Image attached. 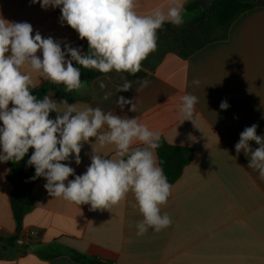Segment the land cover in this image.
Listing matches in <instances>:
<instances>
[{
    "label": "crops",
    "instance_id": "0c3cea01",
    "mask_svg": "<svg viewBox=\"0 0 264 264\" xmlns=\"http://www.w3.org/2000/svg\"><path fill=\"white\" fill-rule=\"evenodd\" d=\"M195 1L183 0L185 23H165L174 30L168 35L179 33L182 40L188 34L191 38L196 33L191 28L207 21L209 16L200 15L204 0L200 8L187 9ZM168 3L137 0V11L147 14ZM60 17V8L45 10L32 0H0V18L28 22L33 36L38 31L43 38L60 42L62 49L70 44L83 53L87 40H81ZM157 36L166 38L167 33ZM184 40L171 47L158 43L135 76L112 71L84 84L79 92L69 93L64 87L47 92L60 111L65 108L64 100L79 109L100 107L136 118L167 143L193 150L191 162L171 184L168 202L161 206V214L172 218L171 226L160 232L149 228L145 235L137 236L136 226L143 216L131 193L110 209L93 210L88 204L50 196L44 187L46 179H33L34 172L28 194L31 209L19 229L11 204L14 186L8 180V163L0 162V264H79L70 250L104 264H264V181L248 167L250 156L235 150L246 127L256 124L257 135L264 136V0L241 13L224 38L207 39L186 50L180 48L188 39ZM30 74L35 85L32 91L49 82L35 72ZM141 79L150 84L137 91ZM194 79L200 81L199 86L193 85ZM98 80L107 84L105 91L115 92L126 80L133 88L104 100ZM185 93L199 99L192 120H184L177 110ZM119 96L133 100L136 112L129 111L131 105L123 110L117 107ZM225 100L229 107L222 110L220 104ZM56 115L51 112L50 118ZM249 144L252 149L259 147L255 141ZM93 151L105 158L115 154L113 146L101 148L90 138L82 145L79 165L74 154L62 163L74 168L75 175H82L91 164ZM28 234L27 244H17L20 235Z\"/></svg>",
    "mask_w": 264,
    "mask_h": 264
},
{
    "label": "clouds",
    "instance_id": "9594fccd",
    "mask_svg": "<svg viewBox=\"0 0 264 264\" xmlns=\"http://www.w3.org/2000/svg\"><path fill=\"white\" fill-rule=\"evenodd\" d=\"M32 3H39L45 10L60 8L61 21L75 30L81 40H87L88 52L82 54L80 48L70 44H64L62 49L61 43L52 37L43 38L38 31L33 36L30 23L0 18V162H19L32 149L28 164L35 168L33 179L45 178L44 187L50 196L77 205L88 204L96 210L110 209L131 193L136 201L134 206L143 216L136 226L137 236L145 235L149 228L160 232L170 227L172 218L167 213L161 214L172 185L154 151L159 147V132L136 118L106 112L100 107L79 109L67 100L62 102L65 108L60 111L51 96L38 99L33 94L35 85L30 73L63 84L69 93L79 92L84 86L80 68L73 62L105 75L115 71L135 76L142 70V62L157 49V33L164 24L185 23L183 0H169L166 8L156 6L147 14L137 11V0H32ZM97 83L105 92L104 100L133 88L127 80L115 92L105 91L104 80ZM137 83L136 90L140 91L150 81L141 79ZM192 83L199 86L200 81L194 79ZM198 102L197 96L185 93L177 105L178 113L184 120H192ZM115 104L121 110L126 105H131L130 112L137 110V104L123 96ZM228 107L226 100L221 102L222 110ZM51 112L57 113L55 119L50 118ZM257 127L253 124L240 133L235 150L237 154L243 151L250 156L248 167L264 181V136L257 135ZM90 138L101 148L113 146L115 154L105 158L93 151L86 172L75 175L74 168L62 162L74 154L79 165L82 145L90 142ZM250 141L259 147L252 149ZM73 175L75 178L69 180Z\"/></svg>",
    "mask_w": 264,
    "mask_h": 264
},
{
    "label": "trees",
    "instance_id": "16d2710c",
    "mask_svg": "<svg viewBox=\"0 0 264 264\" xmlns=\"http://www.w3.org/2000/svg\"><path fill=\"white\" fill-rule=\"evenodd\" d=\"M203 5L201 0H197L194 3L187 6L189 10H195ZM256 6L255 0H213L210 6L209 13L216 26L221 30L220 37H225L227 30L233 21L243 12L252 9ZM173 32L172 25L164 24V26L158 31L157 35H166ZM190 35L187 34L184 39H189ZM184 39H176V42H184ZM178 40V41H177ZM195 49L189 50L183 55L190 54ZM88 52V45L83 47V53ZM74 66L80 68L81 80L83 84H89L93 79L98 76L103 75L97 70L85 69L78 64H73ZM63 84H54L52 82H47L45 85L33 90V94L37 96L38 99H43L49 90H56L63 88ZM159 166L164 170L165 175L168 178L170 184L176 182L182 175L184 168L191 162L194 152L191 148L183 146H175L167 143L163 138L159 140V147L155 149ZM32 154V149L29 153L19 162L8 161V180L14 186V192L11 196V204L13 209L14 218L17 222L19 229L22 228L23 219L26 214L31 209V204L28 200V194L32 186L31 174L35 172L34 166L28 164V160ZM11 241H14L12 239ZM73 259L79 264H96L97 260L89 259L82 254L75 252L73 250L69 251Z\"/></svg>",
    "mask_w": 264,
    "mask_h": 264
},
{
    "label": "rangeland",
    "instance_id": "374dc122",
    "mask_svg": "<svg viewBox=\"0 0 264 264\" xmlns=\"http://www.w3.org/2000/svg\"><path fill=\"white\" fill-rule=\"evenodd\" d=\"M262 1V0H260ZM210 2L211 0H204V4L206 5L201 11L200 15L203 16V18L208 17L207 21L205 23H201V25L192 27L191 31H195L196 33L191 35V38H189L182 46L180 45V48H184V50L193 48L197 46L199 43L211 39L214 37H218L221 35V30L216 26L214 23L211 14L209 12L210 9ZM202 21V17L199 22ZM197 29V30H196ZM176 37L175 39L173 37ZM181 34H169L166 38L159 37L158 42L159 44H165L166 46H172L176 42V39H180ZM173 39L175 41H173ZM178 41V40H177Z\"/></svg>",
    "mask_w": 264,
    "mask_h": 264
},
{
    "label": "built area",
    "instance_id": "2783aa9c",
    "mask_svg": "<svg viewBox=\"0 0 264 264\" xmlns=\"http://www.w3.org/2000/svg\"><path fill=\"white\" fill-rule=\"evenodd\" d=\"M29 237H30V234H28V235H20V236L17 238L16 242H17V244H19V245H25V244L28 243V239H29Z\"/></svg>",
    "mask_w": 264,
    "mask_h": 264
},
{
    "label": "water",
    "instance_id": "95a60500",
    "mask_svg": "<svg viewBox=\"0 0 264 264\" xmlns=\"http://www.w3.org/2000/svg\"><path fill=\"white\" fill-rule=\"evenodd\" d=\"M255 2H256V3H259L260 0H255ZM96 264H104V263H102V262H97Z\"/></svg>",
    "mask_w": 264,
    "mask_h": 264
}]
</instances>
